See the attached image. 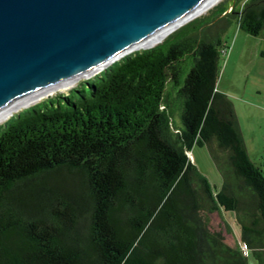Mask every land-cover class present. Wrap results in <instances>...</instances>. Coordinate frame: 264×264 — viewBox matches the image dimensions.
<instances>
[{"label":"trees","instance_id":"16d2710c","mask_svg":"<svg viewBox=\"0 0 264 264\" xmlns=\"http://www.w3.org/2000/svg\"><path fill=\"white\" fill-rule=\"evenodd\" d=\"M224 1L0 123V264H248V251L264 264V173L215 88L221 30L235 18L264 34V0ZM220 210L238 246L214 224Z\"/></svg>","mask_w":264,"mask_h":264},{"label":"water","instance_id":"95a60500","mask_svg":"<svg viewBox=\"0 0 264 264\" xmlns=\"http://www.w3.org/2000/svg\"><path fill=\"white\" fill-rule=\"evenodd\" d=\"M204 1L0 0V123Z\"/></svg>","mask_w":264,"mask_h":264},{"label":"rangeland","instance_id":"374dc122","mask_svg":"<svg viewBox=\"0 0 264 264\" xmlns=\"http://www.w3.org/2000/svg\"><path fill=\"white\" fill-rule=\"evenodd\" d=\"M222 1L215 0V2L193 17L206 13L211 7ZM240 1L236 0V4ZM224 2L235 3L234 0H225ZM193 17H190L186 21ZM186 21L178 24L176 27ZM220 38L222 44L227 45V47L225 51L221 49L219 54V71L215 88L225 92L230 98L248 155L255 164L260 166V169L264 173V55L261 54V51L264 49V34L249 33L240 28L236 19L232 18L221 30ZM94 73L80 77L67 88L43 95L28 104L34 103L48 95L66 93L70 88L76 87L82 79H86ZM172 95H175V91H172ZM170 108L173 123L177 126L181 125L180 107L175 99L171 103ZM187 153L189 158L198 167V170L208 179L212 190L219 189L221 177L207 146L205 144L194 143ZM225 221L228 224L227 226ZM213 222L223 227L224 225L226 226L224 233L228 242L232 239L233 243H238L235 233L238 231L239 226L234 221L232 210L215 212ZM246 257L248 264H257L256 259L249 251Z\"/></svg>","mask_w":264,"mask_h":264},{"label":"bare ground","instance_id":"6f19581e","mask_svg":"<svg viewBox=\"0 0 264 264\" xmlns=\"http://www.w3.org/2000/svg\"><path fill=\"white\" fill-rule=\"evenodd\" d=\"M215 2V0H205L204 2H202L201 4H199L198 6L194 7L192 10H190L188 13H186L185 15H183L182 17L178 18L177 20L175 21H172L170 24H168L167 26H163L161 27L160 29L148 34L146 37H144L142 40H140L139 42L133 44L129 49L128 51L130 52V50L132 49H135V48H139V47H144V46H147L153 42H155L156 40L159 39V41L165 37L171 30L174 29V27H176V25L186 21L187 19H189L190 17H193L197 14H199V12H201L203 9H205L207 6H209L211 3ZM128 53V52H127ZM105 67V66H104ZM100 68V66L98 65L97 67L93 68L92 70L86 72L85 74L81 75L80 77H84V76H88L90 75L91 73H94L95 71H97L98 69ZM80 77H78L77 79H75L74 81H72L71 83H69L68 85L58 89V90H61V89H64V88H67L68 86L72 85L74 82H76ZM56 90H53V91H49L45 94H42L40 96H37L35 98H33L32 100H30L29 102L31 101H34L38 98H40L41 96L43 95H46V94H49V93H52ZM28 102V103H29ZM26 103V104H28ZM25 104V105H26Z\"/></svg>","mask_w":264,"mask_h":264},{"label":"crops","instance_id":"0c3cea01","mask_svg":"<svg viewBox=\"0 0 264 264\" xmlns=\"http://www.w3.org/2000/svg\"><path fill=\"white\" fill-rule=\"evenodd\" d=\"M229 227H230V226H229ZM235 234H236V239H237V242H238L237 244H236V243H233L232 239H231L230 242H228V241L226 240V238H225V240H226V242H228V243L231 244V245L238 246L239 243H240V239H239V229H238V231H237ZM224 235H225V233H224Z\"/></svg>","mask_w":264,"mask_h":264}]
</instances>
